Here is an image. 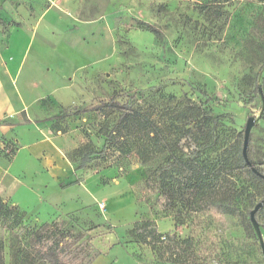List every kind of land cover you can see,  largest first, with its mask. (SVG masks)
I'll list each match as a JSON object with an SVG mask.
<instances>
[{
  "label": "rangeland",
  "instance_id": "1",
  "mask_svg": "<svg viewBox=\"0 0 264 264\" xmlns=\"http://www.w3.org/2000/svg\"><path fill=\"white\" fill-rule=\"evenodd\" d=\"M257 87L264 97V0H0V198L25 215L20 231L0 217V264H60L35 246L43 225L79 248L75 264L94 254L92 264H264L243 228L264 181L236 164L254 117L248 155L264 174ZM127 104L157 145L134 128L110 135ZM63 109L84 111L49 120ZM204 114L217 118L180 136ZM166 143L184 159L204 146L201 158L225 164L240 215L163 208L158 180L153 190L145 180L170 155L143 163L138 151ZM146 221L153 244L134 229Z\"/></svg>",
  "mask_w": 264,
  "mask_h": 264
},
{
  "label": "trees",
  "instance_id": "2",
  "mask_svg": "<svg viewBox=\"0 0 264 264\" xmlns=\"http://www.w3.org/2000/svg\"><path fill=\"white\" fill-rule=\"evenodd\" d=\"M150 29L155 34L160 35V31L156 27L150 26ZM253 93L255 95L259 94L258 87L254 89ZM126 108L128 112L120 114L116 124L112 128L110 135L115 131L117 126L123 127V129L129 131L133 130L134 128L137 134H142V136L148 141L156 143L155 138L158 137L160 133L150 127L148 118L144 117V115H142V117L132 112L130 110V105L128 104L125 106V109ZM83 111V109L77 112L70 111L69 109H63L56 116H53V118H50L49 120L53 121L56 119H65L68 118L69 115H75L77 113H82ZM197 117L198 116L195 115L187 117L184 125L180 129L176 128L183 132V134H180V136L184 137L185 135L190 134L193 131L192 128L197 126L199 122L205 126L208 125L209 122L213 123L217 118L216 116L208 114H204L202 118H200L199 115V119ZM152 133H155V138L154 136H151ZM155 145H157V143ZM172 147V143H166L162 149L159 147L152 148L149 145L148 147H142V149H139L138 151V157L141 158L143 163L154 160V157L157 154L164 153L166 150L170 155L171 162L165 167L157 169V171L150 174L145 180V185L149 190H153L155 188L154 181L155 179L158 180V187L161 191V199L163 202H165L162 207L172 208L178 203H182L186 209L194 213H202V211H207L215 215L220 214L229 217L239 216L240 214L238 213L237 207L235 206V198L237 197V194L234 190L233 181L228 177L230 176V173H225V164L217 163L214 166V164L201 158L203 153L200 151H203L201 148L204 146L200 148V151L188 153L185 159L175 156ZM92 156V152H86L82 155L79 165L80 170L84 169V167L91 161L90 159ZM249 162L250 165L245 162L240 151V155L236 159L237 166L243 170V173H245L247 177L257 181H264L253 173L251 168H255V166H253L250 159ZM257 171L262 173L260 170ZM249 212L246 216V219L244 220L243 228L245 229V232L249 238L255 240V242L258 243L255 231L252 228L249 220ZM4 215L10 216L9 224H7L5 228L7 231H12L15 229L20 231L23 229L21 222L25 216L24 212L20 211L17 206H7L0 198V217ZM136 226L137 227L134 229L138 234L141 244H153L159 239V235L157 234L156 227L153 222L146 221L143 224ZM47 228V225H43L40 229L33 233L35 246L38 247L39 252H43L42 254L45 256L48 255L51 257L55 263L59 262L60 264H75L73 260L76 258L79 248H69L62 242L63 240H61L57 234H48ZM259 228H261L264 242V223L259 224ZM1 242L2 241L0 239V248ZM80 255H83V252H80ZM99 256V254H94L88 259H86L87 256H84L82 257V263L80 264H92L93 261Z\"/></svg>",
  "mask_w": 264,
  "mask_h": 264
},
{
  "label": "water",
  "instance_id": "3",
  "mask_svg": "<svg viewBox=\"0 0 264 264\" xmlns=\"http://www.w3.org/2000/svg\"><path fill=\"white\" fill-rule=\"evenodd\" d=\"M258 93L261 97L262 100V105H264V97L262 96V90L260 87H258ZM255 124V119L254 117H250L246 120L245 122V128L243 131V145H242V150H241V156H243V159L245 160V162L247 164L250 165L249 159H248V155H247V148H248V144H249V136L251 133V130L253 129ZM251 170L253 171V173L257 176L260 177L261 179L264 180V175L260 172H258L255 168H251ZM264 206V198H262V200H260L259 203H257L253 209L249 212V220L251 223L252 228L255 231L258 243L260 245V249H261V256L263 257V261H264V242H263V238H262V233H261V228H259V224L256 220V216L258 214V212L260 211V209Z\"/></svg>",
  "mask_w": 264,
  "mask_h": 264
}]
</instances>
